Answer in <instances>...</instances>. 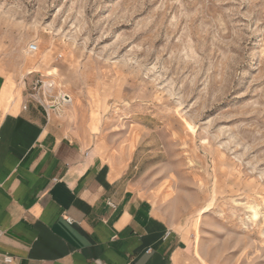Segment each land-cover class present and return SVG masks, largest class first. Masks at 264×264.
<instances>
[{
  "label": "rangeland",
  "instance_id": "374dc122",
  "mask_svg": "<svg viewBox=\"0 0 264 264\" xmlns=\"http://www.w3.org/2000/svg\"><path fill=\"white\" fill-rule=\"evenodd\" d=\"M0 71L61 85L205 264H264V0H0Z\"/></svg>",
  "mask_w": 264,
  "mask_h": 264
},
{
  "label": "crops",
  "instance_id": "0c3cea01",
  "mask_svg": "<svg viewBox=\"0 0 264 264\" xmlns=\"http://www.w3.org/2000/svg\"><path fill=\"white\" fill-rule=\"evenodd\" d=\"M28 84L0 71V257L12 264H205L130 181L129 167L93 147L92 117L87 132L47 120L28 101Z\"/></svg>",
  "mask_w": 264,
  "mask_h": 264
},
{
  "label": "built area",
  "instance_id": "2783aa9c",
  "mask_svg": "<svg viewBox=\"0 0 264 264\" xmlns=\"http://www.w3.org/2000/svg\"><path fill=\"white\" fill-rule=\"evenodd\" d=\"M29 52L35 53L37 46L30 44L28 47ZM48 77V78H47ZM46 78H38L28 87V101L41 107L44 111L47 120H50L54 115H58L65 108L69 107L73 103L71 95L66 92L61 85L50 79V76ZM111 208L115 206L109 203ZM3 232L0 229V237ZM1 264H12L13 258L7 255L0 257Z\"/></svg>",
  "mask_w": 264,
  "mask_h": 264
}]
</instances>
